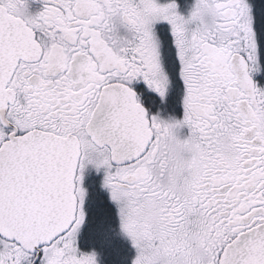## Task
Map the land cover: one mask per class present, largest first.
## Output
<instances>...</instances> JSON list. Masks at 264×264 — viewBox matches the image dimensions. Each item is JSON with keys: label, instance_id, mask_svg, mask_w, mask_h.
I'll list each match as a JSON object with an SVG mask.
<instances>
[{"label": "snow or ice", "instance_id": "6c2138e0", "mask_svg": "<svg viewBox=\"0 0 264 264\" xmlns=\"http://www.w3.org/2000/svg\"><path fill=\"white\" fill-rule=\"evenodd\" d=\"M0 264H264V0H0Z\"/></svg>", "mask_w": 264, "mask_h": 264}]
</instances>
